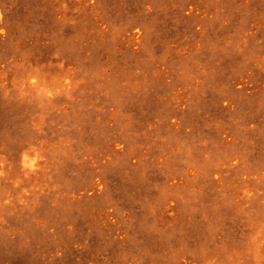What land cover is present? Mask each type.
<instances>
[{"label":"rangeland","instance_id":"1","mask_svg":"<svg viewBox=\"0 0 264 264\" xmlns=\"http://www.w3.org/2000/svg\"><path fill=\"white\" fill-rule=\"evenodd\" d=\"M0 264H264V0H0Z\"/></svg>","mask_w":264,"mask_h":264}]
</instances>
